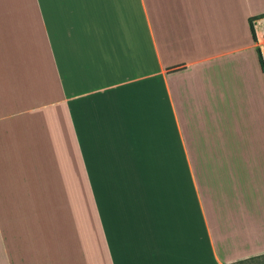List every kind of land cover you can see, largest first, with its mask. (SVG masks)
Wrapping results in <instances>:
<instances>
[{"label":"crops","instance_id":"crops-1","mask_svg":"<svg viewBox=\"0 0 264 264\" xmlns=\"http://www.w3.org/2000/svg\"><path fill=\"white\" fill-rule=\"evenodd\" d=\"M263 13L0 0V264L264 254Z\"/></svg>","mask_w":264,"mask_h":264},{"label":"built area","instance_id":"built-area-1","mask_svg":"<svg viewBox=\"0 0 264 264\" xmlns=\"http://www.w3.org/2000/svg\"><path fill=\"white\" fill-rule=\"evenodd\" d=\"M252 25L256 34L255 45L258 51L260 66L264 73V13L253 19Z\"/></svg>","mask_w":264,"mask_h":264},{"label":"rangeland","instance_id":"rangeland-1","mask_svg":"<svg viewBox=\"0 0 264 264\" xmlns=\"http://www.w3.org/2000/svg\"><path fill=\"white\" fill-rule=\"evenodd\" d=\"M262 227H263V232H262V241H260L263 245H264V224H262ZM259 239V238H258ZM243 249L244 248H233V249H229V252H227V249H221L220 250V253L221 254H224L225 255V253L227 252L228 253V255L230 254V257L232 256V258L233 257H238V256H242L243 254H244V252L245 251H243ZM225 258L227 257V256H224ZM223 257V258H224ZM234 262H231V263H224V262H222V264H233Z\"/></svg>","mask_w":264,"mask_h":264},{"label":"trees","instance_id":"trees-1","mask_svg":"<svg viewBox=\"0 0 264 264\" xmlns=\"http://www.w3.org/2000/svg\"><path fill=\"white\" fill-rule=\"evenodd\" d=\"M233 264H264V254L244 258Z\"/></svg>","mask_w":264,"mask_h":264}]
</instances>
